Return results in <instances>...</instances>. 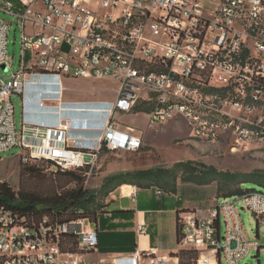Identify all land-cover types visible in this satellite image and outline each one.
I'll use <instances>...</instances> for the list:
<instances>
[{"label": "built area", "instance_id": "built-area-1", "mask_svg": "<svg viewBox=\"0 0 264 264\" xmlns=\"http://www.w3.org/2000/svg\"><path fill=\"white\" fill-rule=\"evenodd\" d=\"M0 13L11 16L21 34L13 71L11 23L0 19V68L8 75L0 78V154L17 148L21 164L49 162L50 172L91 168L103 149L136 152L141 132L121 131L116 119L141 103L153 106L146 114L149 125L182 116L195 139L215 141L230 133L236 146L264 140V0H0ZM77 79L110 80L116 96L111 102H65L64 81ZM48 84L53 93L41 97L38 107L56 113L58 122L25 121L17 128L11 97L19 95L26 104L28 88ZM90 119L98 125L93 142L69 138ZM237 203L264 217V192L257 190L223 198L203 214L184 211L179 250L196 251L195 264H239L264 251L245 232ZM24 221L0 208V264H104L107 259L97 251L95 224L87 218ZM145 232L139 225L137 233ZM66 234L75 236L80 249L98 255V263L62 251ZM112 264L179 260L151 249Z\"/></svg>", "mask_w": 264, "mask_h": 264}, {"label": "rangeland", "instance_id": "rangeland-1", "mask_svg": "<svg viewBox=\"0 0 264 264\" xmlns=\"http://www.w3.org/2000/svg\"><path fill=\"white\" fill-rule=\"evenodd\" d=\"M0 19L11 23L8 35V57L13 58V71L18 69L20 60V30L16 27L11 16L0 13ZM29 59V54L25 56ZM7 73L0 68V78L7 80ZM69 91L64 100H82L112 98L116 96L117 85L110 80L77 79L66 82ZM19 95L12 97V102L19 109ZM116 122L120 130L127 128L135 132L143 131L142 146L136 152H103L97 163L88 168L84 186L89 191H97L110 176L123 172L147 171L155 168H171L178 162H190L196 166L213 167L219 171L228 172H263L264 171V140L250 141L240 146L235 145L234 136L230 133L219 136L215 141L201 140L191 137L190 128L182 116H176L163 125H149L145 114H120ZM18 149L0 154V183H7L14 192L20 189L33 190L35 182L21 176V163L16 155ZM46 174V170L44 171ZM65 182H61L63 185ZM48 185V184H47ZM72 184L69 185V187ZM251 188V187H250ZM257 191L264 189L253 187ZM215 185L196 186L193 184L177 183L175 199L188 207L194 204L205 206V201L214 195ZM37 189L36 191H39ZM48 188L41 187L40 192H47ZM205 208V207H204ZM243 228L253 241H257L264 249V217H257L242 205L236 204ZM173 216V213H167ZM94 261L95 257H87ZM220 264H225L221 260ZM239 264H264V251L252 252Z\"/></svg>", "mask_w": 264, "mask_h": 264}, {"label": "trees", "instance_id": "trees-1", "mask_svg": "<svg viewBox=\"0 0 264 264\" xmlns=\"http://www.w3.org/2000/svg\"><path fill=\"white\" fill-rule=\"evenodd\" d=\"M209 92L224 93L223 90L209 89ZM224 95V94H223ZM152 105L141 103L133 114H148ZM103 152H107L103 149ZM49 162H37L21 165V176L35 182L33 190L20 189L14 192L7 183H0V208L10 210L18 219L24 217L25 225H37L44 220L48 224L63 223L79 218H87L95 224L96 248L98 253H132L136 250L133 235L129 232L116 231L108 223L106 216L129 217L131 211L112 208L108 200L111 193L124 185L133 186L139 192L149 191L157 196L149 207L159 210H170L172 198L177 194L178 181L204 187L215 185L217 198H232L255 190L253 187L264 189V171L259 172H228L219 171L213 167L196 166L190 162H178L171 168H155L147 171L123 172L108 177L99 190L89 191L85 188V175L88 168L75 170L51 169ZM65 182L61 185V182ZM48 184V185H47ZM72 186L69 187V185ZM41 187L48 188L40 192ZM251 187V188H250ZM40 189L39 191H36ZM108 200V201H107ZM179 214L180 211H177ZM177 242L181 234L179 215H177ZM117 225L113 226L116 227ZM127 226V224L125 225ZM62 251L87 254L90 251L80 249L76 238L66 234L62 242ZM179 264H195L198 253L194 250L180 249L174 254Z\"/></svg>", "mask_w": 264, "mask_h": 264}, {"label": "crops", "instance_id": "crops-1", "mask_svg": "<svg viewBox=\"0 0 264 264\" xmlns=\"http://www.w3.org/2000/svg\"><path fill=\"white\" fill-rule=\"evenodd\" d=\"M64 81V86L66 87V92L64 93V98L66 93L69 91V88L66 86ZM53 85H34L27 89L25 94V99L27 103H23L21 96H18L19 109L14 106V122L15 126L19 128L21 124L25 121L31 123H37L42 125H54L58 122L59 117L56 113L51 110H41L38 107V101L41 97L45 95H51L53 93ZM13 97V96H12ZM11 97V101H12ZM99 101L111 102L114 99L110 98H99ZM65 101V100H64ZM97 100L94 99H82V100H66L65 102H81L89 103ZM13 103V102H12ZM52 104V103H51ZM14 105V104H13ZM54 105V103H53ZM64 115V113H62ZM146 115V114H145ZM91 121V122H90ZM90 122V123H89ZM87 127L71 131L69 133L70 139H78L79 141H89L93 142L97 138V122L90 119L85 122ZM85 125V126H86ZM123 131V130H121ZM143 135V131L139 130ZM125 132V131H123ZM131 188V189H130ZM130 189V190H129ZM135 189V194L133 195L131 190ZM123 194H120V188L115 192L111 193L108 200L112 201V208L119 209L123 211H131L128 218L125 216H111L108 214L106 216L108 223L111 224V228L116 231L129 232L133 235V238L136 243L135 252H144L151 249H155L157 254L162 257H171L177 258L174 256L175 253L179 251L177 246V215L184 211H192L195 213H205L209 209H214L217 207V204L220 202V198H217L215 195L210 196L206 201V205H198L197 203L191 207L186 206L187 202L181 203L179 200L175 199V196L172 198L171 205L174 207L170 210H159L158 208H151L150 200H153V204L157 201L158 197L153 195L149 191L139 192L135 187L124 185ZM107 200V201H108ZM205 207V208H204ZM177 211H180L178 214ZM173 213V216H167V213ZM127 224V226H125ZM117 225L116 227H113ZM139 225H144L146 232L144 234H138L137 228ZM132 253H102L107 259L104 264H112V259L119 257H126ZM101 254V253H100ZM211 258L213 255L209 253ZM93 256L95 260L92 262L98 263V255L94 253H87L86 258ZM218 258V255H217ZM221 262V261H220ZM219 262V264H220Z\"/></svg>", "mask_w": 264, "mask_h": 264}, {"label": "water", "instance_id": "water-1", "mask_svg": "<svg viewBox=\"0 0 264 264\" xmlns=\"http://www.w3.org/2000/svg\"><path fill=\"white\" fill-rule=\"evenodd\" d=\"M1 69H3L2 67H1ZM4 70V69H3ZM5 71V70H4Z\"/></svg>", "mask_w": 264, "mask_h": 264}]
</instances>
